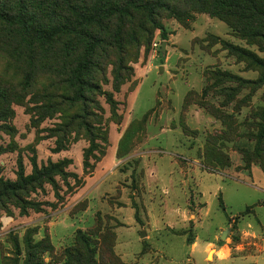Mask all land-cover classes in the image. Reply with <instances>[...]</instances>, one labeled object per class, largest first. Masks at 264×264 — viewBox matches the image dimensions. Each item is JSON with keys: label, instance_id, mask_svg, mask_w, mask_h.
Here are the masks:
<instances>
[{"label": "rangeland", "instance_id": "obj_1", "mask_svg": "<svg viewBox=\"0 0 264 264\" xmlns=\"http://www.w3.org/2000/svg\"><path fill=\"white\" fill-rule=\"evenodd\" d=\"M114 1L0 19V264H264V172L234 135L264 105V0Z\"/></svg>", "mask_w": 264, "mask_h": 264}, {"label": "trees", "instance_id": "obj_2", "mask_svg": "<svg viewBox=\"0 0 264 264\" xmlns=\"http://www.w3.org/2000/svg\"><path fill=\"white\" fill-rule=\"evenodd\" d=\"M29 5L24 4L23 2H20V13H15L13 15L0 12V19L8 21L9 19L14 20L17 22L21 27L24 29H32L35 26H38V21L41 19L42 15L46 10L49 12V9L45 3L46 0H26ZM57 2V0H55ZM110 1V3H109ZM65 6L75 15L79 21V24H90L91 22L97 23L98 22V14L99 11H102L101 8H99L100 3H98L92 10L91 13L86 11V8L83 10L81 7H78L74 4H72V0H63ZM48 3V2H47ZM127 7L130 5L136 6V2L134 0H126ZM106 5H108V11L112 13L114 9H117V5L114 0H106ZM148 4V3H147ZM147 4L143 6H148ZM124 10H127L124 8ZM52 12V11H50ZM29 28V26H31ZM160 29L161 34H164V31L161 29V27H158ZM93 48H94V41H91L87 48L85 49L84 53V60H83V66L80 69V72L86 70L91 65V56L93 55ZM251 58H253V61L262 68V72L260 74L259 80L261 82H264V60L256 59L253 55H250ZM220 75H223L221 73ZM80 99L84 100L83 94L80 95ZM106 98L110 105H114L113 100L110 96L106 95ZM264 103V100H263ZM236 122V121H235ZM87 126V125H86ZM236 131H234V135L241 137L240 139H244V144L253 145L251 150H247V148L242 147L241 153L243 156V162L245 164V168L248 169L252 164H259L261 169L264 172V105L261 108H257L255 111H253L248 118L245 120H242L241 122H236ZM89 127V126H88ZM231 131L232 128H231ZM89 137L92 138V135L90 132H88ZM223 141H226L221 136H208L206 140V151L213 150V148L217 147L220 148V143ZM216 148V149H217ZM220 158L222 160L227 161V158L223 154H219ZM88 158H90V150H85L84 152V167L85 169H90L91 166L88 163ZM52 168L58 169V164L53 165ZM60 173H62L61 169H58ZM20 183L27 184V182H30V179H24L20 177ZM4 190H10L9 186H6ZM245 210L244 215L249 214Z\"/></svg>", "mask_w": 264, "mask_h": 264}]
</instances>
